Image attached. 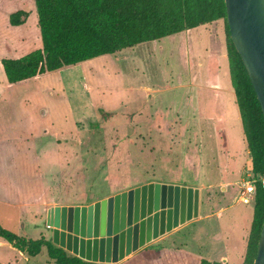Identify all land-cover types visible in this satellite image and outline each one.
I'll return each instance as SVG.
<instances>
[{"label":"rangeland","instance_id":"obj_1","mask_svg":"<svg viewBox=\"0 0 264 264\" xmlns=\"http://www.w3.org/2000/svg\"><path fill=\"white\" fill-rule=\"evenodd\" d=\"M18 6L29 16L23 25L9 26L7 15ZM32 12V0H0V57L19 58L41 47ZM226 39L225 20H219L187 34L62 67L13 89L6 86L0 68V156L6 159L0 158V225L17 236L37 238L36 234L46 231L44 214L49 208L86 206L149 181L199 186L192 179L198 168L208 181L214 178L216 163L224 162L229 151L220 145L221 130L213 132L202 109L203 101L210 99L217 116L218 97H211L213 93L208 95L207 90L172 86L176 77L187 78L193 68L199 77L196 63L211 48L222 60L217 65L220 85L230 87ZM166 84L171 88H165ZM97 107L117 114L91 129L88 124L96 122ZM219 110L225 138L233 145L232 138L239 131L235 101L225 102ZM17 138L32 150L44 146L45 155L36 169L29 151L20 144L9 145ZM6 142L7 147H2ZM240 178V184L231 186L235 187L231 193L235 201L243 184L254 179L250 167L242 170ZM202 192L205 201L223 200L218 187ZM241 208L251 209V205L227 210L218 221L212 216L173 242L180 245L186 240L195 250L218 243L219 234L227 244L231 228L239 225L234 214ZM242 248L236 246L230 264H241ZM12 249L0 239V263L19 262ZM151 249L140 250L143 263L159 264L157 254L149 253ZM34 258L41 260L42 255ZM136 258H128L126 264Z\"/></svg>","mask_w":264,"mask_h":264},{"label":"trees","instance_id":"obj_2","mask_svg":"<svg viewBox=\"0 0 264 264\" xmlns=\"http://www.w3.org/2000/svg\"><path fill=\"white\" fill-rule=\"evenodd\" d=\"M32 4L41 47L19 58L0 57V67L10 87L62 67L111 56L141 43L225 20L223 0H32ZM27 17L28 12L15 10L7 15V23L21 26ZM225 30L229 82L255 186L249 203L251 218L241 263L251 264L264 212V186L257 181L264 178V124L246 72L230 42L226 21ZM116 114L115 110L97 107V120L88 127L97 128ZM0 238L26 258H34L43 249L51 264H94L66 254L43 237L24 238L1 225ZM149 253L153 257L157 254L152 250ZM142 257L140 254L132 264H144ZM155 261L159 264H225L174 252L160 253Z\"/></svg>","mask_w":264,"mask_h":264},{"label":"water","instance_id":"obj_3","mask_svg":"<svg viewBox=\"0 0 264 264\" xmlns=\"http://www.w3.org/2000/svg\"><path fill=\"white\" fill-rule=\"evenodd\" d=\"M230 42L264 124V0H223ZM198 190L148 183L86 206L45 214L50 242L91 263H116L197 216ZM251 264H264V212Z\"/></svg>","mask_w":264,"mask_h":264},{"label":"crops","instance_id":"obj_4","mask_svg":"<svg viewBox=\"0 0 264 264\" xmlns=\"http://www.w3.org/2000/svg\"><path fill=\"white\" fill-rule=\"evenodd\" d=\"M15 10H23V6H18ZM14 10V11H15ZM24 11V10H23ZM13 12V11H12ZM27 12V11H26ZM34 12V8H33V12ZM29 16V15H28ZM191 30H187L185 32H182L183 34H187L190 33ZM179 34V33H178ZM186 38H190L189 35L186 36ZM189 41V43H192L193 41L191 39H187ZM220 56H217L216 51H214L213 49H209L206 51V53L204 55H202L200 58V62L196 63V65L198 64V71L199 73V77L195 73H193V69L192 74L186 75L187 78L182 79V77H176V79L173 81V86L172 87H192V90H207L208 95L209 92L211 91L213 94L211 97H218V101L216 103H218V106H222V104L225 105V102H234V95H233V91L230 87L226 86V84L224 85H220V75H219V69L217 68L218 63H221V58H219ZM219 58V59H218ZM224 60V59H223ZM225 61V60H224ZM194 65V62L191 64V66ZM1 68V67H0ZM197 68V67H196ZM49 73V72H48ZM46 74V73H45ZM44 75V74H43ZM39 77V76H38ZM37 78V77H35ZM35 78H33L32 80H34ZM31 80V81H32ZM5 82V79H4ZM24 82H28V81H22L19 82L18 84L14 85L13 87L9 88H14V87H19L22 86V84H24ZM6 84V82H5ZM6 86H8L6 84ZM165 88H171L170 84H166L164 85ZM196 93V91H195ZM210 97V98H211ZM226 99V100H225ZM210 99H205L203 102V106H205L204 109H202V113L203 115L206 117L207 116V125L209 127H211L213 129V132L215 133V131L217 130H221V134H222V140H220V145H225L228 148L229 153L228 154H223L224 155V162L222 161L220 164L216 163L215 166V170L213 171V173H216L214 178H212L211 180H207L206 177H204L203 175H205L204 171H201L203 173H201L200 169H197V172L194 175V178L196 181V185L199 186H190L187 184H179V183H172V182H151V183H158V184H165V185H177V186H184V187H191L198 190V203H197V216L195 218L190 219L189 221L184 222L182 225L177 226L176 228L172 229L171 231H169L168 233H165L159 237H157L154 240H151L150 242H148L147 244H145L142 248L137 249L135 252L129 254L128 256H125L121 261H117L116 263H94V264H126L127 261H129L130 259L128 258H132L135 259L137 255L141 254L140 250H142L143 248H146L147 246H151L152 247V251L156 252L158 255L160 256V253H168V252H174L176 254H181L184 256H192L193 258L196 259H204L208 262H220V263H225V264H230L232 261V257L233 254L236 250V246H238V244L242 245V254L240 253V258H241V263L243 260V254H244V249H245V241H246V237L248 234V227H249V219L251 218V209H246V208H241L242 210L240 211H236L234 214L235 217H237V221L239 225L234 226L233 228H231V231L229 232L230 234V242L229 243H225V240L221 239L220 235L217 234L219 236L218 238V243L214 242V244H212L211 246H204L201 248H197L195 250H192L189 247V243L184 240L182 244L180 245H176V242H173V240L177 239V238H183V234L182 232H185L187 229L189 228H194L196 229L197 226L199 224H203L205 222H207V220H209V218H211L212 216L215 218L216 221L220 220L221 218H223V214L225 211L227 210H231L233 211L235 208L243 205V206H248L249 204L245 205L239 202L235 199H231L232 196V192L234 191L235 187H231V186H235L236 184H240L241 183V172L242 170L248 169V167H250V160L248 159V153H247V149L244 143V138L241 137L242 136V130H241V126H240V122L239 121V116L235 117V120L237 122V128H239V131L237 132V134L232 138L233 141V145H229L227 142V135L224 132L223 128H222V123L223 118H222V114L219 113V107L217 109V116H215L214 111H212L211 106L213 105L212 102L209 101ZM197 105H199V101L196 100ZM225 108V107H224ZM223 111V110H222ZM238 112V111H237ZM225 115H223L224 117ZM215 118V119H214ZM241 132V135H240ZM13 142V148L16 147L17 144L22 145L26 150L29 151V155L31 156L30 158H32V160H34L35 162V169L37 168V166L39 165L41 159H43L45 152H44V146H36L35 150H32L30 147H27L26 145V141L22 142L21 140H19L18 138L16 139V141H11L9 145H11V143ZM7 143V142H6ZM5 145H3L2 147H7L8 143ZM53 146V145H52ZM20 147V148H23ZM32 147V146H31ZM51 149L53 150L52 153L57 152L56 149H53L51 147ZM16 151V149H14ZM56 154V153H55ZM228 155V156H227ZM53 155H51L52 157ZM2 157V161H6V159L3 158V156H0V158ZM14 158V157H13ZM215 158V157H214ZM12 159V158H11ZM0 170H2L1 168V163H0ZM230 171L229 174H227ZM191 179V180H192ZM240 181V182H239ZM149 183V182H148ZM228 186H230L231 188V192L228 191ZM214 187H218L222 196L221 202L216 203L213 200L210 201H205L204 195H203V188H214ZM231 199V200H230ZM0 204H3L0 202ZM66 206H85V204H81V205H66ZM61 207V206H59ZM250 211V212H249ZM46 214V212H45ZM44 214V215H45ZM234 218V217H233ZM45 228V232H40L38 234H36L35 232H32V235L36 236L38 235L37 238H29L28 236H25V234L23 235L24 238H29L32 240L38 239L39 237H43L46 240L50 241V229L46 228V226H44ZM209 229H206V233L208 232ZM182 234V235H181ZM212 237H216V236H212ZM1 239V238H0ZM224 241V242H223ZM167 244V246L169 247H165L164 245ZM191 245V244H190ZM57 247V246H56ZM11 248V247H10ZM12 249V248H11ZM13 250V249H12ZM63 250V249H62ZM42 251L44 252V250L42 249L40 254L42 255V258L39 259H35V258H26L24 257L21 253H19L18 251H12L15 252V257H18L19 262L18 263H11V264H51L46 256L42 253ZM66 254L73 256L72 254L66 252L65 250H63ZM0 264H10V263H0Z\"/></svg>","mask_w":264,"mask_h":264},{"label":"built area","instance_id":"obj_5","mask_svg":"<svg viewBox=\"0 0 264 264\" xmlns=\"http://www.w3.org/2000/svg\"><path fill=\"white\" fill-rule=\"evenodd\" d=\"M257 181L261 184L262 187L264 186V178H259L257 179ZM253 182L254 181L251 180L243 184V189H242L243 191L239 197L240 203L245 204V205L250 203L252 196L254 195V192H255V186Z\"/></svg>","mask_w":264,"mask_h":264}]
</instances>
